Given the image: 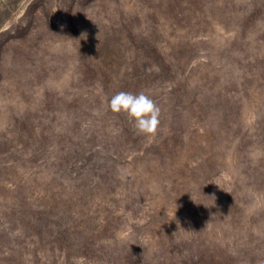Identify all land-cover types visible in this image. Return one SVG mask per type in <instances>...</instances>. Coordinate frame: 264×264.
<instances>
[{"label":"rangeland","instance_id":"374dc122","mask_svg":"<svg viewBox=\"0 0 264 264\" xmlns=\"http://www.w3.org/2000/svg\"><path fill=\"white\" fill-rule=\"evenodd\" d=\"M0 264H264V0H0Z\"/></svg>","mask_w":264,"mask_h":264},{"label":"clouds","instance_id":"9594fccd","mask_svg":"<svg viewBox=\"0 0 264 264\" xmlns=\"http://www.w3.org/2000/svg\"><path fill=\"white\" fill-rule=\"evenodd\" d=\"M86 39V36H84ZM108 107L114 113H126L134 121L139 134L154 136L160 124L161 109L158 104L143 91L138 94L120 91L113 95Z\"/></svg>","mask_w":264,"mask_h":264}]
</instances>
